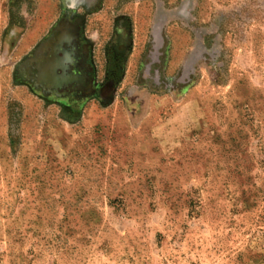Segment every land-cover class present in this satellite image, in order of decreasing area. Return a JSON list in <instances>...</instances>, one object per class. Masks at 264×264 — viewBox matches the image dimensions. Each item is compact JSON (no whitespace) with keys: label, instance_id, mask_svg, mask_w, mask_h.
<instances>
[{"label":"rangeland","instance_id":"1","mask_svg":"<svg viewBox=\"0 0 264 264\" xmlns=\"http://www.w3.org/2000/svg\"><path fill=\"white\" fill-rule=\"evenodd\" d=\"M0 264H264V0H0Z\"/></svg>","mask_w":264,"mask_h":264}]
</instances>
